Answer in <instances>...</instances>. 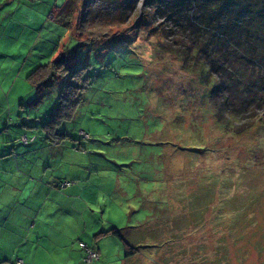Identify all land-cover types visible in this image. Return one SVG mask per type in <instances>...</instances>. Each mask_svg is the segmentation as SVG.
Listing matches in <instances>:
<instances>
[{
    "label": "rangeland",
    "instance_id": "obj_1",
    "mask_svg": "<svg viewBox=\"0 0 264 264\" xmlns=\"http://www.w3.org/2000/svg\"><path fill=\"white\" fill-rule=\"evenodd\" d=\"M66 1L0 2L3 81L57 60L58 46L92 74L75 117L61 125L68 137L60 138L58 154L50 153L58 163L49 164L54 184L74 178L85 185L76 195L82 205L75 202L62 226L72 239L66 255L41 264L77 262L84 252L79 237L96 246V232L112 227L124 239L103 238L107 250L129 252L130 264H264V65L251 63L259 80L245 93L215 75L214 103L211 83L184 68L174 52L177 36L161 29L169 19L151 2L94 0L88 9L73 0L71 30L57 12ZM143 11L154 29L127 19ZM92 15L118 34L82 45L74 28ZM163 44L171 48L163 51ZM59 89L51 87L34 108L38 115L23 125L33 129L42 114L46 120ZM80 128L90 138H81ZM36 134V145L46 142L41 126ZM23 137L16 141L26 144ZM116 263L124 264L119 257Z\"/></svg>",
    "mask_w": 264,
    "mask_h": 264
},
{
    "label": "trees",
    "instance_id": "obj_2",
    "mask_svg": "<svg viewBox=\"0 0 264 264\" xmlns=\"http://www.w3.org/2000/svg\"><path fill=\"white\" fill-rule=\"evenodd\" d=\"M82 1L83 6L89 9L94 0ZM148 1L153 4L157 13L169 19L168 25H163L161 29L166 30L170 27L169 30L177 36V46L171 44L175 46V54L182 59L186 70L200 72L206 78L205 82L211 83L210 95L212 98L217 89L216 82L211 80L215 75H219V79L222 80L220 82L225 85L235 84L237 88H242L243 93L249 91L259 80V70H256L255 73L251 63L264 65V0ZM72 4L73 0H67L62 7L57 8L60 21L71 30L70 17L72 15L68 8ZM131 11L132 8L128 13ZM136 14L137 12L127 14V19L132 22V27L144 26L154 29L155 26L149 22L147 11H143V14L140 15ZM74 30L80 36L76 39L82 45H95V40L110 36L114 38L115 34H118L111 31L98 15L88 16L85 19L79 18ZM81 36H83L82 40ZM160 47L163 51H168L167 48H171L165 44ZM61 50L59 56H64L62 59L58 61L59 57L57 60L40 64L27 76V80L37 92L36 101L44 99L46 92L51 87L60 85L55 107L45 121H40L46 138L56 143L61 141V137H68V132L61 130V125L75 117L83 93L92 80L89 64L78 65L77 61L71 59V54L65 51L64 47L63 49L61 47ZM219 114H216L218 119ZM234 117L236 118V116ZM10 119L9 115L8 121ZM221 122L223 125L227 124L226 121L221 120ZM82 131L87 134V137L83 136ZM78 133L83 139L90 138V134L84 128H80ZM23 139L27 141V136L24 135ZM72 182L73 180H64L59 184V187L70 185ZM119 231L118 227L99 230L96 232V237L107 233L119 235ZM120 237L124 239L123 236ZM81 243L97 250L99 258L92 262L86 261V248L81 246ZM125 243L127 244V242ZM79 245L84 249L86 264L99 263L101 253L96 246L80 237ZM18 259L22 258L18 257L12 264H15ZM22 260L25 264L24 259Z\"/></svg>",
    "mask_w": 264,
    "mask_h": 264
},
{
    "label": "crops",
    "instance_id": "obj_3",
    "mask_svg": "<svg viewBox=\"0 0 264 264\" xmlns=\"http://www.w3.org/2000/svg\"><path fill=\"white\" fill-rule=\"evenodd\" d=\"M60 49L58 46L53 55ZM7 88L10 94H3L2 90ZM37 96L26 77L17 78L15 82H5L0 78V264H12L18 257L24 259L25 264H41L42 260L55 255H66L64 246L71 243V237L70 233L69 236L64 233L62 226L68 223L67 212L75 211V202L82 205L76 195L84 192V184H78L71 178L72 184L59 187L50 175V165L58 163L51 159L50 153H59L58 142L47 139L36 145V133L40 129L38 124L45 120L43 114L37 117L39 122L34 124L33 129L28 124L23 125L29 123L30 116L38 115L35 110H39L38 106L44 99L36 101ZM27 101L31 108L25 106ZM22 135L27 136L26 144L16 141ZM52 149L55 152H50ZM52 166L56 168V165ZM87 210L85 206L83 213ZM97 228V224L94 225V230ZM110 234L95 237L94 244L101 253L98 264H114L116 257L124 264H130L128 258L133 255L130 257L129 252L123 254L120 250L116 254L107 250L109 247H106L103 238ZM84 253L73 264H86Z\"/></svg>",
    "mask_w": 264,
    "mask_h": 264
},
{
    "label": "built area",
    "instance_id": "obj_4",
    "mask_svg": "<svg viewBox=\"0 0 264 264\" xmlns=\"http://www.w3.org/2000/svg\"><path fill=\"white\" fill-rule=\"evenodd\" d=\"M82 134L84 137H87V134L84 131H82ZM81 246L86 248V261L92 262L93 260L99 258V253L97 250L86 247L84 243H81ZM23 263L24 262L22 259H18L15 264H23Z\"/></svg>",
    "mask_w": 264,
    "mask_h": 264
},
{
    "label": "water",
    "instance_id": "obj_5",
    "mask_svg": "<svg viewBox=\"0 0 264 264\" xmlns=\"http://www.w3.org/2000/svg\"><path fill=\"white\" fill-rule=\"evenodd\" d=\"M64 56H61L59 59H58V61L60 60V59H62Z\"/></svg>",
    "mask_w": 264,
    "mask_h": 264
}]
</instances>
